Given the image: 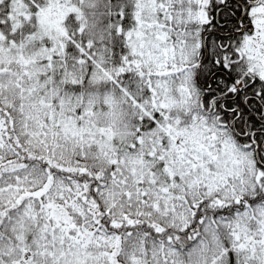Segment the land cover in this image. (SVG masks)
Wrapping results in <instances>:
<instances>
[{
  "label": "snow or ice",
  "instance_id": "6c2138e0",
  "mask_svg": "<svg viewBox=\"0 0 264 264\" xmlns=\"http://www.w3.org/2000/svg\"><path fill=\"white\" fill-rule=\"evenodd\" d=\"M0 264H264V0H0Z\"/></svg>",
  "mask_w": 264,
  "mask_h": 264
}]
</instances>
